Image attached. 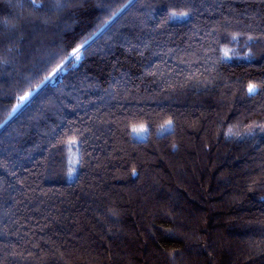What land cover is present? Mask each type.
<instances>
[{
  "label": "trees",
  "instance_id": "trees-1",
  "mask_svg": "<svg viewBox=\"0 0 264 264\" xmlns=\"http://www.w3.org/2000/svg\"><path fill=\"white\" fill-rule=\"evenodd\" d=\"M0 125V264H264V0H0Z\"/></svg>",
  "mask_w": 264,
  "mask_h": 264
},
{
  "label": "snow or ice",
  "instance_id": "snow-or-ice-1",
  "mask_svg": "<svg viewBox=\"0 0 264 264\" xmlns=\"http://www.w3.org/2000/svg\"><path fill=\"white\" fill-rule=\"evenodd\" d=\"M32 2L34 3V0H32ZM129 2H131V0H129ZM175 13L173 14V17L172 18H175ZM79 51V49H77V52ZM71 59V58H70ZM76 59L78 60L79 59V57L77 56L76 57ZM63 71V68H60L59 70H58V73L59 72H62ZM51 82V79L50 78H46V81H45V84H47V83H50ZM254 88H252V87H250L249 88V93L250 94H252V93H254ZM34 94V93H33ZM31 95V94H30ZM28 102V98L26 97V98H24V100L22 101V103L20 104V105H18V107H17V109H14L13 110V112H15V111H17L19 108H22V107H24L25 106V104ZM0 127H2V125H0Z\"/></svg>",
  "mask_w": 264,
  "mask_h": 264
}]
</instances>
